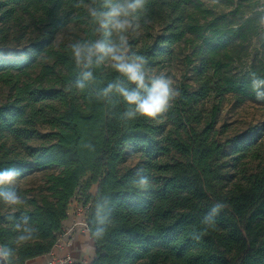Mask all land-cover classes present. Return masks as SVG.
<instances>
[{"label": "trees", "instance_id": "obj_1", "mask_svg": "<svg viewBox=\"0 0 264 264\" xmlns=\"http://www.w3.org/2000/svg\"><path fill=\"white\" fill-rule=\"evenodd\" d=\"M85 1L92 4V0ZM189 2L146 0L144 9L136 14L141 19L158 14L164 20L162 33L153 43L131 49L146 58L149 70L187 33L201 38L194 52L198 87L189 91L183 86L168 111L160 116L127 119L123 114L128 106L122 97L116 93L109 98L98 96L118 79L125 86H133L103 64L92 69L94 80L84 90L77 89L80 69L68 51L53 53L64 69L57 75L59 89L17 86L14 99L0 105V138L4 132L36 119L35 103L55 99L63 105L51 120L54 142L35 150L30 159L11 155L0 142V170L15 167L22 176L31 169H60L47 175L48 193L39 200L32 199L31 208L0 214V245L12 249L11 264H25L51 250L61 233L68 204L85 175H89V182L98 184L96 193L92 197L88 194L85 200L89 204L87 230L96 248L89 264H264V167L250 173L243 183H234L226 191L217 190L221 175L216 161L224 152V143L213 137L218 107L214 105L202 123L194 109L211 91L255 97L252 73L264 78V69H252L238 79L224 74L221 68L228 59L227 47L242 37L245 23L228 29L202 27L187 13ZM77 5L78 10L83 8L81 0H0V9L6 7L4 11L12 12L19 7L44 24L39 37L27 47L0 50L1 76L25 70L46 52L58 30L80 20L81 15H72ZM162 117L172 122L166 131L158 122ZM251 144L252 137L242 138L235 144L236 152L247 150ZM128 145L140 148L143 160L120 172L118 164ZM170 152L178 158H158ZM141 176L148 178L147 188L138 186ZM6 190L10 187L0 188ZM105 201L107 220L100 225L97 207ZM217 203L226 207L215 215V226L207 227L202 221ZM22 216L29 218L38 234L18 246L15 224ZM97 227L104 228L99 237L95 235ZM202 232L199 240L193 238Z\"/></svg>", "mask_w": 264, "mask_h": 264}, {"label": "rangeland", "instance_id": "obj_2", "mask_svg": "<svg viewBox=\"0 0 264 264\" xmlns=\"http://www.w3.org/2000/svg\"><path fill=\"white\" fill-rule=\"evenodd\" d=\"M89 6H92L91 2L85 1L82 3L81 10H78V6L76 7L72 15H81L80 20L69 22L58 30L47 51L41 53L29 67L20 72L13 71L7 77L0 74V105L14 99L17 86L26 84L32 89L54 90L61 87L56 79L59 71L63 72L64 69L56 63L53 53L56 51L71 53L72 43L89 40L91 35L93 40L102 38V34L95 31L97 26L88 16ZM186 7L187 13H191L192 20L202 27L217 26L228 29L240 27L245 23L241 32L242 37L235 38L227 47L228 59L224 61L226 64L221 68L224 74L238 79L252 69L261 71L264 69V0H190ZM5 8L0 9V50H21L39 37L44 24L38 21L37 16L33 18L19 7L12 12L4 11ZM163 23L164 20L158 14H154L150 19L136 17L134 25L138 27H134L126 34L130 50L153 43L162 33ZM200 42L201 38L198 34L187 33L182 40L169 48L167 54L156 60L149 70L150 73L170 77L174 82L173 87L178 91L183 86H186L189 91L195 90L198 87L195 74L198 60L194 52ZM261 90L264 91V89ZM214 105H217L218 110L213 125V137L219 143H224V152L216 161L221 175L216 189L226 191L234 183H243L250 173L264 167V100L258 101L255 97L242 98L234 92L219 95L211 91L194 105L195 111L200 115L201 123ZM34 108L37 113L36 119L28 125H19L12 132H4L0 138V142L4 143V147L11 155L30 159L35 150L55 140L53 136L55 129L51 120L55 114L63 110V105L58 100L47 99L35 103ZM159 121L163 123L165 131L172 127V122L166 117L158 119ZM248 137H252L251 146L243 152H236L235 144L242 138ZM158 158L162 161H170L177 159L178 154L170 152ZM142 160V150L128 145L124 148L123 159L118 164V170L123 172L135 167ZM59 170L57 167L43 170L31 169L19 176L14 184L6 185L24 200V203L17 206L16 210L31 208L32 199L39 200L42 195L47 194L46 177L52 173L57 174ZM89 180V175L82 177L71 199L79 205L87 203L85 201L87 195L90 194L92 197L97 191V182L91 183ZM12 211L0 201V214ZM90 251L93 258L96 248L91 247Z\"/></svg>", "mask_w": 264, "mask_h": 264}, {"label": "clouds", "instance_id": "obj_3", "mask_svg": "<svg viewBox=\"0 0 264 264\" xmlns=\"http://www.w3.org/2000/svg\"><path fill=\"white\" fill-rule=\"evenodd\" d=\"M96 4L99 6L88 7V16L97 26L95 31L101 33L102 38L76 41L70 45L72 57L80 69L75 87L84 90L94 80L92 69L103 64L126 77L127 81L133 85L132 87L125 86L118 79L116 82L109 83L98 93V96L103 98H109L112 93L122 97L128 106L123 114L125 118L132 119L139 115L154 119L167 112L171 102L180 94L178 89L173 87L174 82L170 77L150 73L146 67V58L130 50L126 35L134 27H138L134 25V20L138 11L144 9L146 0H92V5ZM251 89L255 93L256 100H264V91L261 90L264 89V78L252 73ZM21 174V170L15 167L0 170V188L14 184ZM138 186L147 188L148 178L141 176ZM0 201L13 211L24 203V200L14 190L0 191ZM106 205L107 201L97 207L100 225L107 220ZM225 207L223 203L215 204L202 223L207 227H214L215 215ZM8 219L12 217L9 216ZM15 230L17 232L15 243L18 246L27 244L38 234V229L29 223L27 216L21 217V220L15 224ZM103 232V227H97L95 235L99 237ZM203 234L202 232L193 238L199 240ZM12 256V249L0 245V264H11Z\"/></svg>", "mask_w": 264, "mask_h": 264}, {"label": "crops", "instance_id": "obj_4", "mask_svg": "<svg viewBox=\"0 0 264 264\" xmlns=\"http://www.w3.org/2000/svg\"><path fill=\"white\" fill-rule=\"evenodd\" d=\"M78 203L74 200L68 205V215L62 221L60 233L61 252H68L73 260L80 264H89L92 258L91 247H95L93 240L89 236L88 230L83 231L80 227L74 226V221L81 219L78 212H74ZM58 250V249H57ZM55 250V251H57ZM25 264H46V256H38L26 260Z\"/></svg>", "mask_w": 264, "mask_h": 264}, {"label": "built area", "instance_id": "obj_5", "mask_svg": "<svg viewBox=\"0 0 264 264\" xmlns=\"http://www.w3.org/2000/svg\"><path fill=\"white\" fill-rule=\"evenodd\" d=\"M71 202V200H70ZM69 202V203H70ZM69 205V204H68ZM89 204L79 205L75 208L74 212H78L81 219L74 221V226H78L81 230H87V210ZM67 215H68V207H67ZM62 244L60 243V235L56 239L55 244L51 248V250L45 254L46 256V264H78L76 263L70 253L61 252ZM58 249V250H57ZM57 250V251H55Z\"/></svg>", "mask_w": 264, "mask_h": 264}]
</instances>
